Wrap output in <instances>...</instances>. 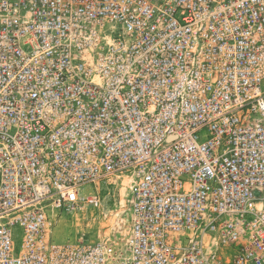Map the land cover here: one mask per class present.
I'll use <instances>...</instances> for the list:
<instances>
[{
	"label": "built area",
	"instance_id": "built-area-1",
	"mask_svg": "<svg viewBox=\"0 0 264 264\" xmlns=\"http://www.w3.org/2000/svg\"><path fill=\"white\" fill-rule=\"evenodd\" d=\"M0 264H264V0H0Z\"/></svg>",
	"mask_w": 264,
	"mask_h": 264
},
{
	"label": "rangeland",
	"instance_id": "rangeland-1",
	"mask_svg": "<svg viewBox=\"0 0 264 264\" xmlns=\"http://www.w3.org/2000/svg\"><path fill=\"white\" fill-rule=\"evenodd\" d=\"M111 178L100 185L101 207L86 206L76 211H64L54 228V239L57 242L73 240L80 235L96 238H124L130 229L129 188L127 180ZM86 193L94 192L89 185L84 188ZM17 249L21 241L22 231L16 229Z\"/></svg>",
	"mask_w": 264,
	"mask_h": 264
}]
</instances>
